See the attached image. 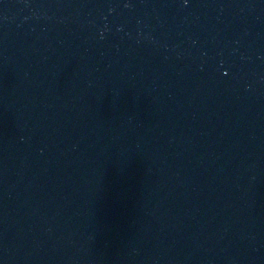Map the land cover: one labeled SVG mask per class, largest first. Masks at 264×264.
<instances>
[{
    "label": "water",
    "instance_id": "obj_1",
    "mask_svg": "<svg viewBox=\"0 0 264 264\" xmlns=\"http://www.w3.org/2000/svg\"><path fill=\"white\" fill-rule=\"evenodd\" d=\"M0 264H264V0H0Z\"/></svg>",
    "mask_w": 264,
    "mask_h": 264
},
{
    "label": "clouds",
    "instance_id": "obj_2",
    "mask_svg": "<svg viewBox=\"0 0 264 264\" xmlns=\"http://www.w3.org/2000/svg\"><path fill=\"white\" fill-rule=\"evenodd\" d=\"M226 74V73H225Z\"/></svg>",
    "mask_w": 264,
    "mask_h": 264
}]
</instances>
